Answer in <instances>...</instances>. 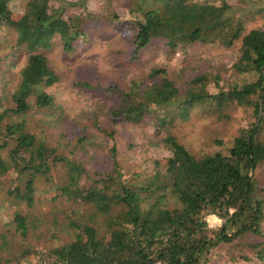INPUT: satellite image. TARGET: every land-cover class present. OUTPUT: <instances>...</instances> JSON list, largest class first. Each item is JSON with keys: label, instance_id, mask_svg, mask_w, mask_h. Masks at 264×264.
I'll return each mask as SVG.
<instances>
[{"label": "trees", "instance_id": "trees-1", "mask_svg": "<svg viewBox=\"0 0 264 264\" xmlns=\"http://www.w3.org/2000/svg\"><path fill=\"white\" fill-rule=\"evenodd\" d=\"M13 1L0 0V72L9 57L1 51L11 42L25 64L11 105L0 101V264H22L31 254L30 264H214L228 246L238 250L236 262L264 264V28H247L264 8L253 9L248 0H130L125 15L114 13L113 21L132 25L133 58L155 41L173 55L196 44L233 55L189 79L159 67L150 71L151 82L133 79L125 87L79 82L115 100L92 117L93 128L113 141L111 163L100 171L76 154L96 144L89 126L66 150L51 146L47 130L36 132L27 121L34 110L57 113L47 89L61 76L47 53L55 45L77 52L100 15L77 12L74 1L27 0L16 17ZM105 1L108 11L117 0ZM199 106L222 120L240 108L252 110L255 121L240 128L228 152L196 156L174 128ZM126 123L153 125L170 150L163 169L129 173L120 163L115 127ZM41 178L53 190L50 200L67 201L73 210L66 222L70 239L47 252L26 242L30 230L49 223L46 212H32ZM212 214L220 226L209 225ZM56 223V231L50 226L40 233L58 238L66 227Z\"/></svg>", "mask_w": 264, "mask_h": 264}, {"label": "rangeland", "instance_id": "rangeland-1", "mask_svg": "<svg viewBox=\"0 0 264 264\" xmlns=\"http://www.w3.org/2000/svg\"><path fill=\"white\" fill-rule=\"evenodd\" d=\"M78 2L77 12L87 13L91 19L95 14L100 15L91 30L90 38L85 45H80L77 52L66 54L60 45H55L47 54L52 66L60 73V81L48 88L56 102L59 104L55 115L45 114L34 110L27 116L29 126L34 131L47 130V139L51 146L67 148L70 150L76 143L77 136L84 133L86 126L91 132L96 144L87 146L88 150H76L90 167L97 170L106 169L111 163L112 156L110 148L113 141L98 133L92 126V117L99 111H107L114 105V98L103 91H93L79 85V82L89 81L92 84H119L127 86L133 79H145L152 81L149 76L153 68H167L171 75L183 71L184 79L192 78L197 73L208 69L222 67L231 61L233 50H223L213 45L204 46L196 44L187 49L169 54L168 49L159 41L153 42L140 53L139 58L132 57L133 44L131 42L132 25L126 21H113L112 15L119 12L121 15L127 13L130 0H117L107 11L105 0H65ZM230 3H238L239 0H228ZM253 1L255 7L264 8V0ZM27 0H14L12 9L14 15L19 17L26 5ZM85 7H84V6ZM126 17H122L125 20ZM264 28V11L257 14L248 22L247 28ZM9 48L1 51L8 55L7 63L0 72V101L11 105V93L15 84L19 81V70L25 64L24 57L20 58L11 42ZM241 42L236 44L239 48ZM236 77H233L235 79ZM255 121L252 110L238 109L233 112L232 119H219L209 108L197 107L185 118H179L176 122L174 132L178 140L183 143L196 156L217 151L228 152L232 141L243 126H251ZM115 142L118 148V159L129 172H150L153 167L163 169L170 156V150L161 142V136L156 135L151 124H121L115 127ZM63 144H61V143ZM38 204L32 209L33 214L46 212V225L40 229L30 230L27 243L35 244L44 252L52 247L61 245L70 239V231L66 222L73 217L67 201H52L53 193L48 184L42 178L37 182ZM66 209V211H65ZM65 211L63 213V211ZM30 211L28 209L26 212ZM6 217L9 218V215ZM6 217L4 220H6ZM214 222H217L214 217ZM220 219V218H219ZM58 220V221H57ZM221 220V219H220ZM56 221L57 225L63 222V231L58 238L51 235L41 234L40 230H48ZM3 221H0V231L4 229ZM222 223V221H221ZM220 225H217L218 227ZM251 239V238H250ZM238 250L230 246L224 247L215 258L214 264H243L239 259L236 262ZM49 258H46L48 260ZM36 261V256L31 254L22 260V264H30ZM51 261V260H50ZM9 264H17L13 261ZM247 264V263H246ZM253 264V263H251Z\"/></svg>", "mask_w": 264, "mask_h": 264}, {"label": "built area", "instance_id": "built-area-1", "mask_svg": "<svg viewBox=\"0 0 264 264\" xmlns=\"http://www.w3.org/2000/svg\"><path fill=\"white\" fill-rule=\"evenodd\" d=\"M212 217H214L216 220H218L217 222H214V219H212ZM207 221L209 223V225L211 227H216L217 225H221V220L219 219V217L215 214L209 215L207 217Z\"/></svg>", "mask_w": 264, "mask_h": 264}]
</instances>
